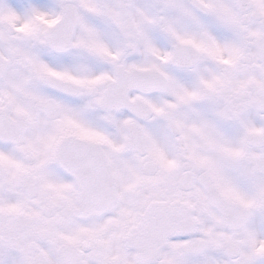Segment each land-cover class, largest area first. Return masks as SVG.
Wrapping results in <instances>:
<instances>
[{
  "label": "snow or ice",
  "instance_id": "snow-or-ice-1",
  "mask_svg": "<svg viewBox=\"0 0 264 264\" xmlns=\"http://www.w3.org/2000/svg\"><path fill=\"white\" fill-rule=\"evenodd\" d=\"M0 264H264V0H0Z\"/></svg>",
  "mask_w": 264,
  "mask_h": 264
}]
</instances>
